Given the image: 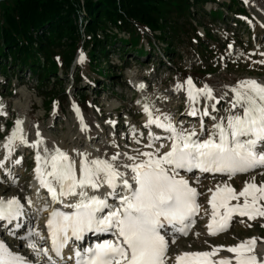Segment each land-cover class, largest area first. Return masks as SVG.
Here are the masks:
<instances>
[{"label":"snow or ice","instance_id":"1","mask_svg":"<svg viewBox=\"0 0 264 264\" xmlns=\"http://www.w3.org/2000/svg\"><path fill=\"white\" fill-rule=\"evenodd\" d=\"M260 55L264 56V52ZM79 59L83 62V53ZM253 63L264 64V60ZM185 84L189 116L198 115L199 110L193 105L201 98L215 101L211 111H216L215 104L219 100L211 86L205 84L197 88L190 77ZM139 87L143 89L144 85ZM183 89L184 85L177 83L176 90ZM230 92L228 114L219 119L212 116L214 123L207 128L203 117L211 113L205 107L200 113L199 130L186 128L182 122H175L170 113H161L154 104L145 103L143 112L147 123L144 127L148 129L145 147L153 150L135 149V155L123 153L131 163L120 161L119 152L105 159L89 158V153L77 151L80 157L77 161L59 147L41 148L43 140L29 144L23 135V121L17 120L15 131L4 145L8 157L17 141L39 149L34 172L40 188L46 189L52 204L70 209L52 208L45 225L56 259L47 247L32 239L37 237L44 241L45 237L31 226L21 238L28 241V247L37 257H46L47 264H66V261L73 264H169L166 237L172 231L186 236L194 224L193 218L201 210L198 203L201 193L190 183V179L199 182V178H186L181 172L219 173L231 179L237 174L264 169V83L255 79L240 80ZM73 107L79 115V109ZM153 125L167 135L162 137L153 132ZM132 131L135 136L137 130ZM164 148L167 150L161 152ZM13 163L19 164L20 160ZM3 166L0 162V167ZM103 187L108 191L101 194ZM208 191L211 216L206 227L210 236L227 231L235 216L247 217L249 221L264 219V184H257L254 177L246 181L239 192L228 183L217 184ZM26 199L31 206L32 200ZM48 207L49 202L45 200L37 211H47ZM24 215L20 199L0 198V222L13 225L16 221L13 227L18 230L24 226ZM87 234H110L114 239L81 247L76 242L82 243ZM70 243V254H66ZM171 243H175V237ZM256 244L257 239L250 238L234 246H216L211 251L184 252L175 256V264H264V258L255 254ZM221 251L233 255L219 257ZM0 264L31 262L0 243Z\"/></svg>","mask_w":264,"mask_h":264},{"label":"rangeland","instance_id":"2","mask_svg":"<svg viewBox=\"0 0 264 264\" xmlns=\"http://www.w3.org/2000/svg\"><path fill=\"white\" fill-rule=\"evenodd\" d=\"M228 1L233 3V7L225 10L223 5ZM236 2L238 0H211L196 8L192 4L184 6L181 12L185 10L189 16L185 13L183 16H176L170 8L168 19L173 20L177 26L174 27L175 33H168L165 38L171 43V51L164 52L167 43L157 37L158 32H154L153 38L136 37L134 50L141 48L145 51L144 55L138 57L133 49L120 53L112 48L106 52L102 61L87 65L86 49L76 50L71 63L63 62L64 65L57 68L53 75H47L41 85L37 84L34 76L22 69L19 71V77L7 75L4 81L0 76V162L4 165L0 167V198L20 199L24 205V225L28 224V227L33 228V225L39 224L43 215L42 211H31L26 199L32 198L33 191H28V184L32 176L31 163L36 161L39 149L17 141L11 156L8 157L4 145L7 143L9 132L12 133L16 129V121H23V135L29 144L38 139L43 140L41 148L59 147L77 161L80 159L76 155L77 151L89 153V158L105 159L119 152L122 154L120 161L125 163L131 161H127L123 153L135 155V149L153 150L145 147L148 132L144 127L145 103L154 104L161 113H170L174 121L182 122L184 127H196L197 130L200 128V113L208 107L211 116L203 119L205 126L211 128L214 123L212 116L219 119L228 114L232 86L245 79L264 83V64L253 63L264 60V56L260 55L264 52V0L239 1L243 11L247 12V18L233 17ZM217 10L221 16L214 17L210 22L208 14L210 16L211 12ZM203 27L207 28L208 38L203 37ZM118 36L119 39L126 38L124 33H117ZM118 45L120 47V44ZM121 45H124L122 47L125 49L128 47L127 44ZM229 45L232 47L229 48ZM202 48L205 52L199 53ZM68 49L61 48L58 53H69ZM78 53H83V62H80ZM75 76L78 78L73 88L71 82ZM142 77H146L145 80H142ZM189 77L197 88H202L205 84L212 87L213 95L219 100V103L215 104L216 111H211V105L215 101L201 98L193 105L199 110L198 115H188L190 109L185 81ZM177 83L183 84L184 89L177 91ZM141 84L144 85L143 89L139 87ZM60 91L64 92L65 97H62ZM79 93L85 97L84 102L80 101ZM74 105L79 109V115L74 110ZM93 107L97 111H94ZM113 120L116 125H112ZM133 129L137 130L135 136ZM140 133L144 135L141 136ZM159 134L165 136L167 133L164 134L162 130ZM137 139L140 143H136ZM19 144L27 148L19 152ZM166 150L167 148L161 149V152ZM15 160H20V163H13ZM262 173L264 169H255L231 179L221 175L200 176L199 182L190 179V183L201 193L198 198L201 211L196 224L184 239H175V243L170 241L169 255L194 250L211 251L216 246L229 247L256 238L255 254L258 256L264 247V227L261 226L264 219L249 221L247 217H236L228 230L217 236L206 234L202 225L211 211L208 204L211 193L208 189H214L217 184L228 183L239 192L245 182L253 177L257 184H264ZM194 177L196 176L189 174L186 178ZM36 200L41 201V204L45 201L41 192L36 194ZM3 225L5 224L0 222V232ZM3 236L5 238H2ZM3 236H0V243L6 244L11 251L22 255L31 264H47L46 258L37 257L28 247V241H20V233ZM33 240L42 245L37 237H33Z\"/></svg>","mask_w":264,"mask_h":264},{"label":"trees","instance_id":"3","mask_svg":"<svg viewBox=\"0 0 264 264\" xmlns=\"http://www.w3.org/2000/svg\"><path fill=\"white\" fill-rule=\"evenodd\" d=\"M210 1L1 0L0 76L4 81L7 75L19 77L22 69L34 76L37 84L41 85L47 75H53L57 68L64 65L63 62L71 63L76 50L86 49L87 65L98 63L108 50L113 48L120 53L134 50L136 37L153 38L154 32H158L157 37L167 43L164 52L171 51V43L165 38L168 33L173 35L174 27L177 26L168 19L170 8L176 16H183L184 13L189 16L187 11L181 12L184 6L192 4L196 8ZM223 7L225 10L228 7L232 9L233 3L228 1ZM235 12L244 13L237 3ZM218 16H221L218 10L211 12L210 16L208 14L210 22ZM117 33H124L126 38L119 39ZM202 33L203 37L208 38L206 27H203ZM121 44H127L128 47L125 49ZM61 48H69V53H58ZM203 48L199 49V53L205 52ZM134 53L138 57L144 55L145 51L138 48ZM77 78L75 76L73 79V88ZM60 94L65 97L63 91ZM80 94L78 97L84 102L85 97Z\"/></svg>","mask_w":264,"mask_h":264},{"label":"bare ground","instance_id":"4","mask_svg":"<svg viewBox=\"0 0 264 264\" xmlns=\"http://www.w3.org/2000/svg\"><path fill=\"white\" fill-rule=\"evenodd\" d=\"M142 80H144V78L142 77ZM145 117H146V114H145ZM165 134V133H164ZM165 135H167V134H165ZM183 173V172H182ZM30 187L33 189L32 191V198H31V200H32V205L30 206V209H32L31 211H37L38 210V208L40 207V205H41V201L40 202H38L37 200H36V194L39 192L40 193V191H41V189L42 188H40V186H39V183H37L35 180H32L31 181V183H30ZM101 189H103V191H106L105 190V188L103 187V188H101ZM40 194H38V196H39ZM39 199V198H38ZM51 201V200H50ZM49 204H52L51 202L49 203ZM43 212V214H44V211H42ZM16 223V221H14L13 222V225H11V228L14 226V224ZM10 244V243H9ZM6 245V244H5ZM10 246V245H9ZM67 254H70V252H68ZM180 254H182V253H180Z\"/></svg>","mask_w":264,"mask_h":264}]
</instances>
